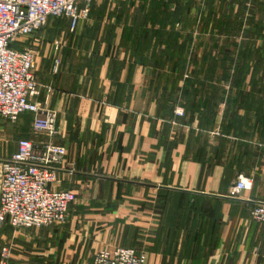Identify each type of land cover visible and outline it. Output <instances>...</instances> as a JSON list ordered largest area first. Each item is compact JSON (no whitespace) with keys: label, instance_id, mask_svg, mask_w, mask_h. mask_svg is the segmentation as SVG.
I'll return each instance as SVG.
<instances>
[{"label":"crops","instance_id":"obj_1","mask_svg":"<svg viewBox=\"0 0 264 264\" xmlns=\"http://www.w3.org/2000/svg\"><path fill=\"white\" fill-rule=\"evenodd\" d=\"M148 1L93 0L73 30L67 17L49 18L28 38L36 51L34 99H47L56 112L59 132L50 140L66 147L55 187L76 200L61 223L19 231L4 224L6 264H83L118 246L144 249L146 264H264V223L250 217L264 203V90L250 92L249 74L233 85L219 67L213 75L183 76L154 65L137 38L149 29L142 23ZM206 4V31L214 21L220 35L248 39V17L264 26V0L229 22L223 13L214 20ZM251 39L262 53L264 28ZM217 49L193 47L194 62L197 50L209 62ZM254 79L264 83V76ZM33 119L23 112L15 122L0 120V159L19 138H45L32 131ZM238 174L252 184L235 196ZM162 189L187 193L199 214L171 221L169 206L160 214L154 205Z\"/></svg>","mask_w":264,"mask_h":264},{"label":"built area","instance_id":"obj_2","mask_svg":"<svg viewBox=\"0 0 264 264\" xmlns=\"http://www.w3.org/2000/svg\"><path fill=\"white\" fill-rule=\"evenodd\" d=\"M93 0H0V117L15 122L23 112L34 114L31 129L44 139L19 138L15 150L0 159V229H37L61 223L76 200L72 191L55 187L57 169L65 161L66 147L50 140L58 135L56 112L47 99L37 101L38 83L33 73L36 51L25 39L49 18L69 19L73 30L87 19ZM59 41H55L58 47ZM59 59H54V69ZM47 138V139H46ZM252 181L238 174L231 194L250 189ZM251 219L264 223V203L250 209ZM10 245L0 247V264H6ZM147 252L128 246L99 249L83 264H146Z\"/></svg>","mask_w":264,"mask_h":264},{"label":"trees","instance_id":"obj_3","mask_svg":"<svg viewBox=\"0 0 264 264\" xmlns=\"http://www.w3.org/2000/svg\"><path fill=\"white\" fill-rule=\"evenodd\" d=\"M245 2V0L237 2L238 14H234L230 10L226 14L223 12V17L227 22L231 19L234 21L239 18ZM154 4L155 6H153ZM154 4L150 6L142 17V23L145 24L148 21L152 24V27L149 29L144 28L137 36L140 43L149 47L150 57L154 65L167 64L180 73V75H183V73L187 72L189 64L193 62L195 66L189 71L191 76L213 75L219 67L221 68V76L223 78H230V82L233 85L240 87L243 81H245V76L249 74L248 84L251 87L250 92H261L264 90V83L257 85V80L254 79L255 76H264V47L261 49L262 53H260L258 49L253 47V43L251 42V38L264 28L261 20L253 22L252 16L248 17L250 27L245 32L246 36L249 37L247 40L249 42L246 41L243 46L237 47L240 44H237L235 40H231L230 45L232 47H218L216 52L209 54V62L206 61L208 56L203 55L197 64L194 62L195 57L186 59L190 43L189 37L187 36L183 43H179L178 33L172 31L175 23L185 20L186 12L190 8L189 2L185 1L183 3L182 0H156ZM204 23L206 24V21ZM157 24H159L160 29H154V26ZM168 26L170 27L169 29ZM164 28L168 29V31H163ZM251 60L254 61L253 69L248 73L247 69L250 68L248 67V63ZM238 94L240 96L245 95V102L253 103L248 91L240 90ZM255 102L258 101L256 100ZM189 199L190 197L187 193L162 189L157 192L154 209L161 214L162 211L169 208L168 219L171 221H184L188 219L190 211L194 212V215L199 214L198 207L190 206Z\"/></svg>","mask_w":264,"mask_h":264},{"label":"rangeland","instance_id":"obj_4","mask_svg":"<svg viewBox=\"0 0 264 264\" xmlns=\"http://www.w3.org/2000/svg\"><path fill=\"white\" fill-rule=\"evenodd\" d=\"M185 1L189 2L190 7L185 15V20H181L178 23H175L172 28V31L177 32L178 35L181 36V38H179V43H183L186 40V37L189 34L191 35V41L188 45L189 47H191V49L188 47L186 59H192L194 57L195 50H192L193 47H232L230 45L231 40H235L238 44H240L237 46L239 47L243 46L244 42L248 40L246 38H242L241 33H237V35L234 36L231 31L224 32V35H220L218 31L214 30L216 28L214 25V21H212V26L209 23L207 31L204 29V14L206 13L205 8L207 6L206 1H209L211 8L214 10L213 19L216 20L219 14L223 12L227 13L229 10L232 11L234 14H238L237 2L241 0H182L183 3H185ZM245 1L246 9L244 11V14L250 11L252 0ZM230 2L232 3L230 4ZM154 3H156V0L148 1V9ZM153 6H155V4ZM150 27H152L151 23L148 25V28ZM154 27V29H160L159 24L155 25ZM166 28H164L163 31L167 32L170 27L168 26V29ZM31 41V39L27 38L25 43L27 45H30ZM196 54L198 56V59H200L204 55V52L197 50ZM194 66L195 65L193 64V62L190 63L187 72L183 73V76H189V71ZM169 69L170 71H172V68ZM1 119L9 121L8 119L0 117V120Z\"/></svg>","mask_w":264,"mask_h":264},{"label":"water","instance_id":"obj_5","mask_svg":"<svg viewBox=\"0 0 264 264\" xmlns=\"http://www.w3.org/2000/svg\"><path fill=\"white\" fill-rule=\"evenodd\" d=\"M230 198V197H229Z\"/></svg>","mask_w":264,"mask_h":264}]
</instances>
